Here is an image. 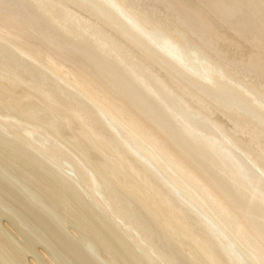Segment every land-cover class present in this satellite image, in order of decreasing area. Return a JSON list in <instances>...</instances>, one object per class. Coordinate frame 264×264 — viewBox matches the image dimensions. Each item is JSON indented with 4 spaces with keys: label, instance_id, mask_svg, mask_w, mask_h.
<instances>
[{
    "label": "bare ground",
    "instance_id": "1",
    "mask_svg": "<svg viewBox=\"0 0 264 264\" xmlns=\"http://www.w3.org/2000/svg\"><path fill=\"white\" fill-rule=\"evenodd\" d=\"M0 264H264V0H0Z\"/></svg>",
    "mask_w": 264,
    "mask_h": 264
}]
</instances>
